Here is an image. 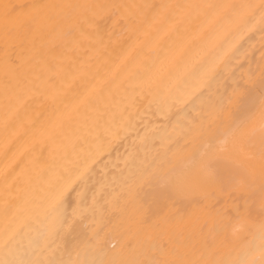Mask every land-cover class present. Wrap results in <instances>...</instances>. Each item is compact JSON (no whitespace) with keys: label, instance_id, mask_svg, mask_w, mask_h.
I'll return each mask as SVG.
<instances>
[{"label":"bare ground","instance_id":"1","mask_svg":"<svg viewBox=\"0 0 264 264\" xmlns=\"http://www.w3.org/2000/svg\"><path fill=\"white\" fill-rule=\"evenodd\" d=\"M0 264H264V0H0Z\"/></svg>","mask_w":264,"mask_h":264}]
</instances>
